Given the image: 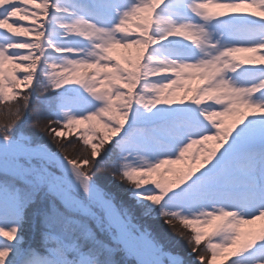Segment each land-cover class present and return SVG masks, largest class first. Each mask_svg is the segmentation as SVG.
<instances>
[{
	"label": "snow or ice",
	"instance_id": "snow-or-ice-1",
	"mask_svg": "<svg viewBox=\"0 0 264 264\" xmlns=\"http://www.w3.org/2000/svg\"><path fill=\"white\" fill-rule=\"evenodd\" d=\"M0 264H264V0H0Z\"/></svg>",
	"mask_w": 264,
	"mask_h": 264
},
{
	"label": "rangeland",
	"instance_id": "rangeland-1",
	"mask_svg": "<svg viewBox=\"0 0 264 264\" xmlns=\"http://www.w3.org/2000/svg\"><path fill=\"white\" fill-rule=\"evenodd\" d=\"M149 222L150 225L155 224L154 228L159 229V231L166 233L173 243L178 244L180 247L183 246L184 242L182 240H179L178 237L173 236L171 232H169L167 226L164 225L162 221H149Z\"/></svg>",
	"mask_w": 264,
	"mask_h": 264
},
{
	"label": "trees",
	"instance_id": "trees-1",
	"mask_svg": "<svg viewBox=\"0 0 264 264\" xmlns=\"http://www.w3.org/2000/svg\"><path fill=\"white\" fill-rule=\"evenodd\" d=\"M45 139H47V137H45ZM67 152H68V154L71 156V155H75V153L73 152V149H72V147L71 146H69L67 149ZM148 223L150 224V222L148 221ZM153 225V227H154V225L155 224H152Z\"/></svg>",
	"mask_w": 264,
	"mask_h": 264
}]
</instances>
